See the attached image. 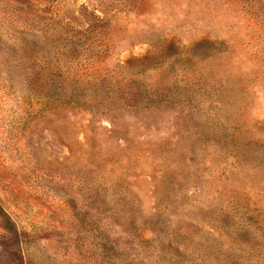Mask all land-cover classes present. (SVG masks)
<instances>
[{
    "label": "rangeland",
    "instance_id": "obj_1",
    "mask_svg": "<svg viewBox=\"0 0 264 264\" xmlns=\"http://www.w3.org/2000/svg\"><path fill=\"white\" fill-rule=\"evenodd\" d=\"M0 264H264V0H0Z\"/></svg>",
    "mask_w": 264,
    "mask_h": 264
},
{
    "label": "trees",
    "instance_id": "obj_2",
    "mask_svg": "<svg viewBox=\"0 0 264 264\" xmlns=\"http://www.w3.org/2000/svg\"><path fill=\"white\" fill-rule=\"evenodd\" d=\"M204 52H205V53H203V54H204V55H203V56H204L203 58H207V57L209 56L210 53H208L207 51H204ZM201 54H202V53H201Z\"/></svg>",
    "mask_w": 264,
    "mask_h": 264
}]
</instances>
